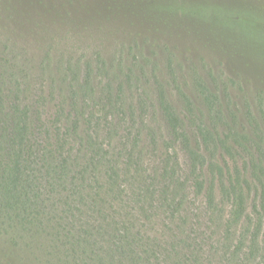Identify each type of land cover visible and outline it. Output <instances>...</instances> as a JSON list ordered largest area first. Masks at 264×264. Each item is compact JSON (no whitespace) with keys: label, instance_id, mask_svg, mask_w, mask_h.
<instances>
[{"label":"trees","instance_id":"16d2710c","mask_svg":"<svg viewBox=\"0 0 264 264\" xmlns=\"http://www.w3.org/2000/svg\"><path fill=\"white\" fill-rule=\"evenodd\" d=\"M1 2L8 18L18 20L19 6L32 7L33 0ZM25 8L21 11L27 14ZM206 8L185 0H152L148 11L160 16L166 9L178 10L210 20L211 25H215L214 16L222 25L215 14L223 13L210 8L209 15ZM251 11L225 8L222 12L238 13L264 31V16H253ZM3 46L0 237L23 246L44 264H264L260 239L264 203L259 209L253 204L256 216L246 212L250 190L264 186V173L263 177L243 173L250 166L261 169L264 154L258 161H244L242 169L218 160L221 149L232 156L233 146L216 126L210 129L205 122L206 116L221 117L223 112L218 94L200 75L195 76L194 85L204 111L196 109L177 86L184 117L156 78L155 101L170 136L159 161L149 165V144L139 149L141 131L130 137L120 128L126 116L135 119L137 115L134 103L127 108L123 92L125 82L134 75L131 67L107 72L111 76L98 93L90 61L82 69L63 56L55 62L49 48L34 66L22 58L14 42L6 40ZM99 64L110 71L102 55ZM112 78L118 81L116 93ZM119 113L123 116L116 120ZM188 126L199 138L198 148L191 143ZM151 134L157 144L156 130ZM232 138L240 143L236 136ZM176 145L185 155V166ZM202 150L212 158L208 160ZM189 194L203 199L197 213L185 206Z\"/></svg>","mask_w":264,"mask_h":264},{"label":"rangeland","instance_id":"374dc122","mask_svg":"<svg viewBox=\"0 0 264 264\" xmlns=\"http://www.w3.org/2000/svg\"><path fill=\"white\" fill-rule=\"evenodd\" d=\"M150 2L152 0H33L32 7L19 6L16 20L3 12L0 0V50H4L6 40L12 45L14 42L22 52V58L30 59L34 66L39 65L49 48L55 62L63 56L66 62L78 63L82 69L90 61L98 93L111 76L108 77L107 72L119 73V67L124 70L131 67L134 75L131 82H125L123 92L127 108L129 103H134L137 115L135 119L126 116L120 128H124L130 137L136 134L137 129L141 131L139 149L149 144L146 153L149 165L159 161L165 140L170 136L155 101L156 78L162 81L172 105L184 117L177 86L190 96L196 109L204 111L194 85L195 76L200 75L218 94V107L223 112L221 117L206 116L205 122L210 129L216 126L220 135L233 146L232 156L221 149L216 155L218 160L224 159L240 169L244 161L252 158L258 161V157L264 154L259 147L264 148V31L238 13L222 11L225 8H243L253 10V16L260 17L259 13L264 16V0H185L207 6L209 15L212 13L209 9L216 8L223 13L215 14L222 25L216 23L214 16L212 24L215 25H211L210 20L178 10L166 9L160 16L156 11L152 14L148 11ZM23 7L28 9L27 14L21 11ZM36 22L40 23L35 29ZM30 31H34L33 35H29ZM100 55L105 60V69L110 71L100 67ZM80 78L79 81L83 79ZM112 80L116 93L118 81ZM120 116L123 115L116 114L115 119ZM187 128L191 143L198 148L199 138L194 128ZM152 129L156 130L157 144H153ZM233 136L240 141L239 144L232 141ZM175 150L185 166V155L179 145ZM202 151L208 160L212 158L207 151ZM262 165L261 169L250 166L243 173H256L263 177ZM189 198L185 206H189L191 213H197L195 210L203 206V199L195 198L193 194H189ZM254 203L257 209L264 203V186L252 187L247 197L246 212L252 217L256 216ZM226 207L228 211L229 202ZM215 225L213 229L219 230ZM260 239L264 245V227ZM6 240L0 237V264H44L23 246H15Z\"/></svg>","mask_w":264,"mask_h":264}]
</instances>
